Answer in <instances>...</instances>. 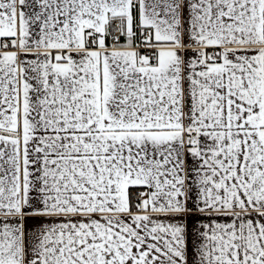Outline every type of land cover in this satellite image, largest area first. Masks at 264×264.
Returning a JSON list of instances; mask_svg holds the SVG:
<instances>
[{"label": "snow or ice", "instance_id": "obj_1", "mask_svg": "<svg viewBox=\"0 0 264 264\" xmlns=\"http://www.w3.org/2000/svg\"><path fill=\"white\" fill-rule=\"evenodd\" d=\"M0 264H264V0H0Z\"/></svg>", "mask_w": 264, "mask_h": 264}]
</instances>
